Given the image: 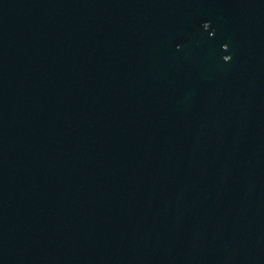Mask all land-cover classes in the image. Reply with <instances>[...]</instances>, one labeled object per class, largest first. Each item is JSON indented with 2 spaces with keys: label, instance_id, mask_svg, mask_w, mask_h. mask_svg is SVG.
I'll return each mask as SVG.
<instances>
[{
  "label": "water",
  "instance_id": "water-1",
  "mask_svg": "<svg viewBox=\"0 0 264 264\" xmlns=\"http://www.w3.org/2000/svg\"><path fill=\"white\" fill-rule=\"evenodd\" d=\"M0 264H264V0H0Z\"/></svg>",
  "mask_w": 264,
  "mask_h": 264
}]
</instances>
